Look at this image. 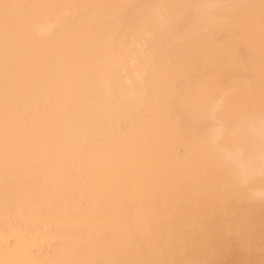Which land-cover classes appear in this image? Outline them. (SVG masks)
<instances>
[{
    "label": "bare ground",
    "instance_id": "6f19581e",
    "mask_svg": "<svg viewBox=\"0 0 264 264\" xmlns=\"http://www.w3.org/2000/svg\"><path fill=\"white\" fill-rule=\"evenodd\" d=\"M5 2L0 264H264V0Z\"/></svg>",
    "mask_w": 264,
    "mask_h": 264
},
{
    "label": "snow or ice",
    "instance_id": "6c2138e0",
    "mask_svg": "<svg viewBox=\"0 0 264 264\" xmlns=\"http://www.w3.org/2000/svg\"><path fill=\"white\" fill-rule=\"evenodd\" d=\"M23 7L22 5H17L13 3L5 2V0H0V14H2L5 29L8 25L16 19V10ZM180 7V6H176Z\"/></svg>",
    "mask_w": 264,
    "mask_h": 264
}]
</instances>
